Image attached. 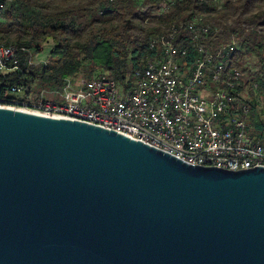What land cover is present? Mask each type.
<instances>
[{
	"label": "water",
	"instance_id": "95a60500",
	"mask_svg": "<svg viewBox=\"0 0 264 264\" xmlns=\"http://www.w3.org/2000/svg\"><path fill=\"white\" fill-rule=\"evenodd\" d=\"M0 264H264V167L0 107Z\"/></svg>",
	"mask_w": 264,
	"mask_h": 264
},
{
	"label": "trees",
	"instance_id": "16d2710c",
	"mask_svg": "<svg viewBox=\"0 0 264 264\" xmlns=\"http://www.w3.org/2000/svg\"><path fill=\"white\" fill-rule=\"evenodd\" d=\"M0 5V47L18 48L20 68L1 75L0 97L12 84L24 83L39 94L61 89L67 79L100 76L129 89L160 53L151 41L195 16L216 31L200 42L207 51L235 42L228 68L240 72L238 90L254 105L264 100V0H0ZM183 30L177 43L193 56L195 43ZM48 42L45 64H28ZM254 109L250 134L264 138V119Z\"/></svg>",
	"mask_w": 264,
	"mask_h": 264
},
{
	"label": "built area",
	"instance_id": "2783aa9c",
	"mask_svg": "<svg viewBox=\"0 0 264 264\" xmlns=\"http://www.w3.org/2000/svg\"><path fill=\"white\" fill-rule=\"evenodd\" d=\"M183 31L195 37V55L179 46L177 35L170 38L174 50L148 60L129 89L107 76L77 79L76 89L67 79L61 89L39 94L24 83L12 84L3 88L0 107L99 126L192 166L233 172L264 167V138L250 134L249 120L258 105L239 92L240 72H225V55L234 51L235 42L212 52L198 50L196 40L205 41L216 33L195 24ZM27 61L46 62L32 57ZM5 64H14V73L20 70L17 54L0 52L2 76ZM220 77L233 78L234 87H219ZM257 109L264 119V100Z\"/></svg>",
	"mask_w": 264,
	"mask_h": 264
},
{
	"label": "bare ground",
	"instance_id": "6f19581e",
	"mask_svg": "<svg viewBox=\"0 0 264 264\" xmlns=\"http://www.w3.org/2000/svg\"><path fill=\"white\" fill-rule=\"evenodd\" d=\"M2 7V5H0ZM164 6V10H165ZM190 24H195L201 28L202 31H211L210 28L206 25L203 24V22L193 16L187 23H184L183 26L179 25L181 28H188ZM181 28L179 27H174L172 26L165 34L157 37L156 39L152 40L151 42H157L155 47H159V54L156 56H161V55H168V50H174V43H170V38H174L178 33L180 32ZM215 33L216 31H211ZM215 34L213 35V37ZM192 41L195 43V37H192ZM203 40H196V47H198V50H206L203 45H201L200 42ZM179 44V43H178ZM185 49V48H184ZM186 50V49H185ZM23 51V50H22ZM187 51V50H186ZM0 52H7L10 54H17L18 53V48L15 46H10V47H0ZM230 55H225V72H233V70H230L228 68L230 64ZM6 72H14V64H5L3 66V73ZM2 75V69H0V76ZM219 87H234V80L233 78H228V77H220L219 78Z\"/></svg>",
	"mask_w": 264,
	"mask_h": 264
},
{
	"label": "rangeland",
	"instance_id": "374dc122",
	"mask_svg": "<svg viewBox=\"0 0 264 264\" xmlns=\"http://www.w3.org/2000/svg\"><path fill=\"white\" fill-rule=\"evenodd\" d=\"M50 48H51V44L49 42L48 43H42V49H43L42 50V53L40 52V54H34L33 55V58H36V61L45 60V57L48 55V53L50 51ZM34 64H36V63H34ZM72 86L75 89L77 88V86H78L77 79H72ZM241 95H242V97H249L245 93L244 94H241ZM257 105H258L257 108H259V106H260V99L259 98H257ZM9 108H13V107L9 106ZM257 108H256V111L258 113V110L259 109H257ZM13 109H18V108L16 107V108H13Z\"/></svg>",
	"mask_w": 264,
	"mask_h": 264
}]
</instances>
